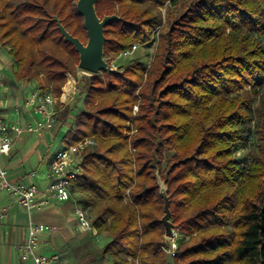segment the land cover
I'll use <instances>...</instances> for the list:
<instances>
[{
  "label": "trees",
  "instance_id": "trees-1",
  "mask_svg": "<svg viewBox=\"0 0 264 264\" xmlns=\"http://www.w3.org/2000/svg\"><path fill=\"white\" fill-rule=\"evenodd\" d=\"M76 2L0 0L14 80L57 97L63 88V100L78 54L53 18L85 44ZM95 11L117 16L104 27V57L155 43L148 65L84 77L73 124L72 104L56 114L65 145L93 140L71 192L109 238L102 254L169 264L158 171L178 234L173 264H264V0H98Z\"/></svg>",
  "mask_w": 264,
  "mask_h": 264
},
{
  "label": "built area",
  "instance_id": "built-area-1",
  "mask_svg": "<svg viewBox=\"0 0 264 264\" xmlns=\"http://www.w3.org/2000/svg\"><path fill=\"white\" fill-rule=\"evenodd\" d=\"M137 50V45L123 52L120 57H129ZM7 59L0 52V66ZM112 69L114 65H109ZM73 82V79H71ZM4 84L0 78V157H7L22 134H33L41 137L51 131L56 124V114L59 110L72 102L75 95V86L72 85L70 93L62 100L63 88L60 96H55L49 87L30 88L22 104L10 105L3 95ZM137 111V106L133 108ZM90 138L67 146L64 145L56 151L50 159L48 166V183L44 189L35 185L25 186L13 183L8 179V172L0 165V192L5 193L9 202L0 206V219L4 218L15 205L28 215L36 213L48 206L50 201L74 204V215L77 229L81 233H98L92 225L87 212L78 204L71 192L72 181L83 175L81 160L86 153ZM53 228L43 224H30L27 230V239L18 249L23 261L29 260L31 264H61L60 256L56 253L42 254L37 251L40 236L52 232ZM167 243L162 249L169 259L178 254V234L173 230V236L166 238Z\"/></svg>",
  "mask_w": 264,
  "mask_h": 264
},
{
  "label": "crops",
  "instance_id": "crops-1",
  "mask_svg": "<svg viewBox=\"0 0 264 264\" xmlns=\"http://www.w3.org/2000/svg\"><path fill=\"white\" fill-rule=\"evenodd\" d=\"M3 63L5 64L4 61ZM5 71L3 67L0 69V78L5 87L3 95L10 105L22 104L28 92L27 87H22L24 80H12V86H9L3 79ZM9 75L11 76L12 73ZM70 84L72 82L68 85ZM30 88L28 86V90ZM63 128L66 129V126L56 122L54 128L42 134L41 137L33 134H22L9 155L5 158L0 157V165L7 170L8 179L13 183L25 186L32 184L41 190L44 189L48 183L47 175L51 156L65 145V133L61 132ZM30 136L35 137V140L31 141ZM56 138L59 140L60 147L50 151L49 143ZM8 202L9 199L6 194L0 192V206ZM72 205V203L50 201L48 206L31 215L14 205L7 215L0 219V264H31L29 260L23 261L21 259V252L18 249L27 239V230L30 224H43L53 228L52 232L40 236L37 249L39 253H56L60 256L61 264H72L68 247L66 244H60V242H67L62 236L68 230L71 229L75 234L81 233L77 229Z\"/></svg>",
  "mask_w": 264,
  "mask_h": 264
},
{
  "label": "rangeland",
  "instance_id": "rangeland-1",
  "mask_svg": "<svg viewBox=\"0 0 264 264\" xmlns=\"http://www.w3.org/2000/svg\"><path fill=\"white\" fill-rule=\"evenodd\" d=\"M163 14H165V10H162ZM156 37V35H155ZM137 45V50L129 57H114L111 58V56H106L104 57L105 61L107 59L111 60V64L114 65L116 70H120L122 69L124 66L134 62V61H139L145 65H148L150 63V61L152 60L153 54H154V50H155V43H150L147 46H140L138 44ZM0 52L1 54H3V56L8 60L7 63L3 64V69L6 70L3 73V79L5 81V83L9 86H12V80L13 77L12 75L10 76L9 73H12L13 71V61L11 59V57L8 55V47L4 46L1 42H0ZM0 66V69L2 68ZM90 72L84 71L82 69H80L78 67V64L75 66V71H74V75L75 77H73L72 74H65L66 78H67V83L71 82V79H73L72 85L75 86V95L72 99V102L70 104H72L73 109L70 112V117L67 121V125L73 124L74 122V118L83 110V96H79V89L81 86V81L83 80L84 77H88L90 76ZM99 76H103V73H98ZM38 81L40 85L43 86H47L45 84V81L43 79V77H38ZM65 84V85H66ZM64 85V86H65ZM28 86H30L31 88H35L37 87V82L36 80H32L30 82L28 81H23V85L22 87H27V91H28ZM63 86V87H64ZM134 111V110H133ZM66 125V126H67ZM62 133L66 132V129L63 128V130H61ZM31 141L35 140V137L30 136ZM90 145L87 149L86 152L91 151L92 148V142L93 140L90 139ZM256 144H257V139H256ZM50 147V151H54L56 149H58L60 147V143L59 140L56 138L54 140H52L49 143ZM255 145V139H253V143L251 141V144L249 145L248 149H246L244 152L240 153V155H238L239 158H245V161L248 160V151L252 148H254ZM256 148V147H255ZM170 155L166 156V159L169 158ZM76 199V195L74 196ZM74 207V204L72 205ZM177 231H179V236L180 239L183 240L184 236H185V230L183 227H180L179 229H177ZM65 240H67V242H60V244H66V246L68 247L69 250V257H70V261L72 264H80V263H85V264H111V260H110V256L106 255L104 256L102 254L103 249L105 247V245L108 243L109 239L106 235L102 234V235H97V236H93L91 233H73V231L70 229L67 231L66 234H64L62 236ZM61 238V237H60ZM59 253H61V251H59ZM169 264H173V261L171 259H169Z\"/></svg>",
  "mask_w": 264,
  "mask_h": 264
},
{
  "label": "water",
  "instance_id": "water-1",
  "mask_svg": "<svg viewBox=\"0 0 264 264\" xmlns=\"http://www.w3.org/2000/svg\"><path fill=\"white\" fill-rule=\"evenodd\" d=\"M98 0H77V13L83 18V27L86 31L87 41L82 43L79 39L69 34L60 21L54 17L57 29L64 41L71 44L78 54V67L90 73H111L113 70L103 57V48L106 38L104 36V27L117 19V16H104L100 19L95 11V4ZM156 184L159 190V196L163 200L164 214L160 223L164 228L165 238L173 236V224L171 222V212L169 209V198L167 196V187L161 180L159 172H155Z\"/></svg>",
  "mask_w": 264,
  "mask_h": 264
},
{
  "label": "bare ground",
  "instance_id": "bare-ground-1",
  "mask_svg": "<svg viewBox=\"0 0 264 264\" xmlns=\"http://www.w3.org/2000/svg\"><path fill=\"white\" fill-rule=\"evenodd\" d=\"M71 86H72V84L68 85L67 89L64 91L63 100H65L67 98V95L70 93Z\"/></svg>",
  "mask_w": 264,
  "mask_h": 264
}]
</instances>
